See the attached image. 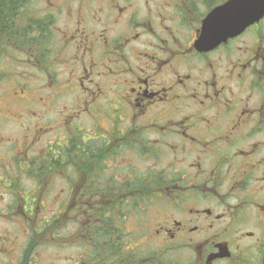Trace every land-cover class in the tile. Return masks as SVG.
Returning <instances> with one entry per match:
<instances>
[{
	"label": "flooded vegetation",
	"instance_id": "1",
	"mask_svg": "<svg viewBox=\"0 0 264 264\" xmlns=\"http://www.w3.org/2000/svg\"><path fill=\"white\" fill-rule=\"evenodd\" d=\"M18 1L0 264H264V0Z\"/></svg>",
	"mask_w": 264,
	"mask_h": 264
},
{
	"label": "rangeland",
	"instance_id": "2",
	"mask_svg": "<svg viewBox=\"0 0 264 264\" xmlns=\"http://www.w3.org/2000/svg\"><path fill=\"white\" fill-rule=\"evenodd\" d=\"M46 6H47V0H32V11L40 10V9L44 10ZM14 62L17 63V61H14ZM1 66L5 67V70H6V67H8L7 71H5V72L1 71L0 72V99H4V100L0 101L1 105L5 106L6 105L5 103L9 102L10 105L14 106L13 109H14L15 115H19V114L25 115V112L23 110H17L18 103L12 100V93H11L12 89L15 87V86L12 87V82L14 81V78H19V80L20 79L22 80V78H23L22 74L19 75V76H14V78H12V76L5 75L4 73L10 72V71H17V70L11 64L9 65L8 61H4ZM38 77L40 79V81H39L40 83H42V84L45 83L43 76L42 77L38 76ZM24 78L26 79V81L23 82V84L29 85V83H30L29 77L25 76ZM31 85H32V89H30V86H28L26 88V95H29V98L32 99V102L33 101L36 102V101L39 100V97H42L44 94L42 92H38V91L36 92L35 91V90H37L35 88V83L32 82ZM40 123H42L41 124L42 126L46 125V124H49L47 122V118L44 119L43 122H37L36 124H40ZM43 127H49V125H46V126H43ZM2 131L4 132L5 136L7 137L9 135L10 129L4 128ZM45 207L48 208L49 206L46 204ZM57 209H58V207H57ZM46 212H47L46 214H42L40 217L41 218H45V217L51 218L52 214L49 211H47V210H46ZM55 221H59V219H56ZM55 227L56 226L54 225V222H53V224L51 226H49V229L54 231V230H56ZM157 244L158 243H150V244H148L147 245V250H150V248H156ZM55 254H59V252L58 251L57 252L56 251L49 252V256L47 255L48 257L46 256V254L41 255V256L39 255L38 262L42 263V262L50 261L51 258L55 257Z\"/></svg>",
	"mask_w": 264,
	"mask_h": 264
},
{
	"label": "water",
	"instance_id": "3",
	"mask_svg": "<svg viewBox=\"0 0 264 264\" xmlns=\"http://www.w3.org/2000/svg\"><path fill=\"white\" fill-rule=\"evenodd\" d=\"M233 30H235V32H239V30H242V29H239L238 27H231V26L225 27L224 28L225 33L219 34V36L216 40V43L220 42V40H224L225 38H227L229 36H232L231 34L234 33ZM200 45L201 46H208V45H211V43H200Z\"/></svg>",
	"mask_w": 264,
	"mask_h": 264
},
{
	"label": "trees",
	"instance_id": "4",
	"mask_svg": "<svg viewBox=\"0 0 264 264\" xmlns=\"http://www.w3.org/2000/svg\"><path fill=\"white\" fill-rule=\"evenodd\" d=\"M27 1H28V0H19L18 2L21 3V5H23V3H27ZM7 2H8V3H11V2H12V3H15V2H17V0H9V1L6 0L5 3H7Z\"/></svg>",
	"mask_w": 264,
	"mask_h": 264
}]
</instances>
